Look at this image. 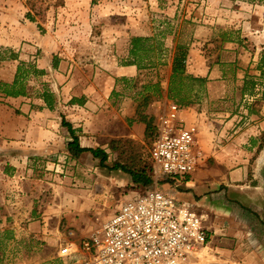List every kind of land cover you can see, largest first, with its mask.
<instances>
[{
	"label": "rangeland",
	"instance_id": "rangeland-1",
	"mask_svg": "<svg viewBox=\"0 0 264 264\" xmlns=\"http://www.w3.org/2000/svg\"><path fill=\"white\" fill-rule=\"evenodd\" d=\"M3 1L0 25H16L13 35H21L20 30L25 35L22 24L28 21L41 40H33L23 49L0 45V63L8 61L6 71H12L20 61L37 67L39 59L40 64L49 63L51 70L45 73L37 68L29 73L25 79L29 94L23 102L0 94V233L10 231L1 236L0 254L4 252V258L0 264H64L59 249L69 241L78 244L100 229L133 195L155 184L162 189L183 190L182 182L188 175L176 188L163 186L162 181L155 182L149 158L157 135L154 122L167 111L171 101L166 98L169 102H163L171 74L170 71L165 80L164 70L167 57L172 58L177 44L186 45L187 53L190 47L197 48L202 65L208 69L201 76L195 58L188 64L190 68L185 61L187 73L205 77L206 81L195 85L192 91H180V96H195V102H174L183 110L185 126H196V150H200L203 120L209 122V132L220 135L225 122L215 119L228 121L245 111L237 104L236 87L243 85L242 80L250 76L256 78L260 87L264 83L258 68L264 52V0ZM8 4L13 11L5 10L9 9ZM142 26L151 33L142 36L151 38L141 44L144 49L150 48L142 51V58L147 55L140 59L144 66L137 68L133 64L137 68L135 74L118 75L117 68L132 59L129 42L131 37L141 36L137 32ZM17 55L21 60L13 61ZM156 81L163 90L161 97L151 90L144 91L145 84ZM57 88L64 91L63 95ZM44 90L53 92L56 99L60 95L62 102L49 109L39 98ZM148 94L150 98L144 104ZM242 98L251 104L255 101L249 96ZM257 98L261 100L262 95ZM205 99L207 112L202 105ZM75 101L82 103V109L74 120L71 112L79 111L72 109ZM24 103L30 105L28 110H21ZM186 106L195 107L194 111L186 113ZM46 107L48 110L44 111ZM143 114L152 117L149 133L142 128L146 127L140 116ZM48 119L56 120L65 133L53 136L57 142L49 138L54 145L52 150L30 155L32 142L27 133L46 127L55 131L52 124H43ZM62 119L74 125L82 146L102 149L106 160L101 161L90 152L72 157L65 143V136H71L67 127L61 125ZM115 164L127 171L143 169L151 177L148 187L134 182L124 170L115 169ZM196 169L219 175L214 157L202 153ZM9 236L14 240L6 238ZM215 256L213 264H219ZM222 257L223 264H232L230 252Z\"/></svg>",
	"mask_w": 264,
	"mask_h": 264
},
{
	"label": "crops",
	"instance_id": "crops-1",
	"mask_svg": "<svg viewBox=\"0 0 264 264\" xmlns=\"http://www.w3.org/2000/svg\"><path fill=\"white\" fill-rule=\"evenodd\" d=\"M3 2V0H0L1 17L4 13V5L1 6ZM8 5L9 9L6 8L5 10L13 11L11 5ZM169 11L171 10L169 9ZM22 26L25 28V35L22 30L19 31L21 35H13L14 32L16 33V25L14 27L12 24L6 23L0 25V45L9 46L13 49H23L29 43L35 42L33 40L40 39L30 22L27 21ZM137 34L149 36L151 33L146 26H142ZM24 40L26 42H23ZM21 45L24 46L21 47ZM15 56L12 59L13 61L18 62V59L21 60L19 55H17V58ZM200 57L197 48L190 47L187 53L186 67L190 68L188 64L191 59L195 58L197 60V73L205 76L208 69L205 65H202ZM30 58H34V56ZM167 58L168 64L165 65L164 70L165 73L167 72L165 80H167L171 71L172 58ZM36 62V68L43 69L45 73L51 70L49 63L40 64L39 59ZM9 64L8 61L0 63V80L10 81L14 78L15 69L6 71ZM136 71V66L128 63L120 65L116 72L118 75L130 76L135 74ZM253 79L255 81L256 78L253 77ZM259 85L256 82L250 88L251 94L245 93L243 95L240 94L241 85H238L239 88L236 87L239 93L237 104L241 108L245 107V111H239L240 115L234 114L228 121L227 119H215L220 121L221 124L225 122L220 135L209 132L207 128L209 122L204 123L203 120L202 138H200L199 147L203 155L214 157L216 166L219 167V175L213 176L209 170L201 172L200 169L195 170L194 168L195 171L193 170L182 182L183 190L176 193L179 198L190 202L193 209L203 216L204 224L210 231V244L214 252L217 253L214 256L219 264H223L222 254L226 252L232 254V264H264V83L261 87ZM59 90L57 88V92H61L63 95L64 91ZM258 95H262L261 100L257 98ZM242 96H249L255 101L251 104V102L244 101ZM70 98L72 96L68 97V99ZM7 99L19 103L25 100L24 96L7 97ZM166 101L168 100L165 95L163 96V102ZM256 101H259V103H256ZM57 102L59 104L62 102L60 95ZM38 104L40 103L38 102ZM81 104L77 101L72 104V109H75L74 107H76V110L79 109V111L71 112L74 120L76 118L74 115H77L82 109ZM206 104L207 100L205 99L202 104L205 105V112H207ZM21 107V110H28L30 105L24 103ZM46 108H43V110H48ZM194 108L186 106L184 110L186 113H189V111L192 113ZM43 124H48L47 126L52 124L55 126L54 130L57 133L51 128L48 129V127L28 132L29 142H32L29 150L27 149L30 155L43 154L52 150L54 145L50 144L49 138L58 137L60 132L65 133V128L61 127L56 120H44ZM82 126L84 132L85 123ZM72 127L74 128V125ZM142 128L144 130L145 127ZM229 128L230 131H228ZM56 138H53L55 142H57ZM61 138L63 139V137ZM70 140V137L65 136V143ZM2 151L3 148L0 153ZM30 226L29 224V229Z\"/></svg>",
	"mask_w": 264,
	"mask_h": 264
},
{
	"label": "built area",
	"instance_id": "built-area-1",
	"mask_svg": "<svg viewBox=\"0 0 264 264\" xmlns=\"http://www.w3.org/2000/svg\"><path fill=\"white\" fill-rule=\"evenodd\" d=\"M179 105L169 102L159 115L150 150L155 182L178 187L195 168L196 126L181 118ZM177 190L158 184L133 195L80 240L66 242L58 251L64 264H213L214 249L204 218Z\"/></svg>",
	"mask_w": 264,
	"mask_h": 264
},
{
	"label": "trees",
	"instance_id": "trees-1",
	"mask_svg": "<svg viewBox=\"0 0 264 264\" xmlns=\"http://www.w3.org/2000/svg\"><path fill=\"white\" fill-rule=\"evenodd\" d=\"M150 40L151 38L149 37H142V36L131 37L129 42V55L132 57L130 64H135L137 68L144 66V64L141 63L140 59H143L144 57L146 58L147 55H144V57L142 58L141 54L145 53L142 51H148L150 50V48L147 47L144 49V47H141V44L145 42H149ZM186 58H187L186 45L177 44L171 60V74L166 88V98L173 102H177L180 105H189L190 103L195 102V98H194L195 96L193 97H191L190 95L180 96L179 95L180 91H182L184 88H188V90L190 89V91H192L195 85L198 86L203 85V83L206 81L205 77L194 76L186 72L185 69ZM259 61L260 62L258 68L261 70V75L264 76V52L261 54V58ZM37 70L38 69L36 68V66L20 61L16 67L13 80L9 83L0 81V94H2L4 97H18L29 94V90L25 84V79L27 78L30 72H36ZM255 83L256 82L253 80V77H249V79L248 78L245 79L243 81V85L241 86L240 94L243 95L245 93H250L251 92L250 88ZM144 89H145L144 91L151 90L153 94L159 97H161L163 91L159 81H156L155 83L145 84ZM39 98H41L44 101V103L49 109H52L57 102L54 93L49 90H44L40 94ZM149 98H150L149 94L145 95L143 100L144 104L147 103ZM140 116L142 121L146 125L145 127L146 133H149V130L152 126L151 125L152 117L146 116L145 114ZM61 125L67 127V130L71 136V140L66 143V149L72 155V157L76 158L83 152H90L94 157L99 158L101 161L106 160L107 154L102 149L85 147L80 144L79 138L76 135L75 130L70 123L62 119ZM114 168L124 170L126 173L130 174L134 182H137L143 185L144 187H148L147 185L151 181V177H149V175L147 176L143 169H140L138 171H131V170L127 171L125 167L119 164H115ZM8 231L9 230H4L2 234L5 235V233ZM2 234L0 233V242L2 241L1 239ZM6 238L9 240H14L13 236H9ZM3 258H4V252H1L0 261Z\"/></svg>",
	"mask_w": 264,
	"mask_h": 264
}]
</instances>
